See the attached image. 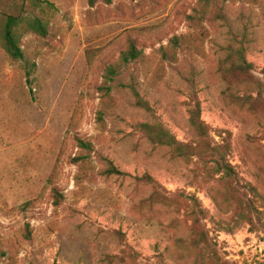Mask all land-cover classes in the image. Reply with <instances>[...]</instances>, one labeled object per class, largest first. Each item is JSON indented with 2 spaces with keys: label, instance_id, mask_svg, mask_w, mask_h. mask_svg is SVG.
Here are the masks:
<instances>
[{
  "label": "rangeland",
  "instance_id": "1",
  "mask_svg": "<svg viewBox=\"0 0 264 264\" xmlns=\"http://www.w3.org/2000/svg\"><path fill=\"white\" fill-rule=\"evenodd\" d=\"M39 1L4 0L47 34L23 22L22 58L0 48V264H264V0L216 1L202 28L187 19L197 0ZM190 35L199 50L181 47L175 62L161 61L171 38ZM130 43L142 59L110 85L105 106L104 70ZM240 48L248 74L225 81L219 67ZM244 96L258 100L254 111L241 107ZM195 104L213 143L229 139L231 186L138 127L156 122L194 145ZM75 138L93 147L87 176L70 162ZM109 165L127 177L105 176Z\"/></svg>",
  "mask_w": 264,
  "mask_h": 264
},
{
  "label": "trees",
  "instance_id": "2",
  "mask_svg": "<svg viewBox=\"0 0 264 264\" xmlns=\"http://www.w3.org/2000/svg\"><path fill=\"white\" fill-rule=\"evenodd\" d=\"M102 1L108 4L109 0H88L89 6H94L97 2ZM216 1L236 3L238 0H197V8L194 10V14L187 17L188 21L192 24L197 25L198 28H202L201 23L203 22L208 7ZM41 2L39 0H31V5L35 8ZM4 0H0V48L11 60H20L22 58V50L19 46V36L17 34L18 27L24 22L26 28L34 34L45 37L47 34L46 24L36 17L20 18L14 16L12 13H8L4 7ZM190 36H179L171 38L166 47L159 49L162 62H175L177 60V53L181 47L193 50L200 49V41H193ZM197 52V51H195ZM142 53L136 48L134 43H130L126 51L120 54L119 59L112 65L105 68L103 74V83L99 87L101 92V102L103 105L109 104L111 98V86L115 80L122 75L124 71L129 67L130 64L138 62L142 59ZM249 66L243 58L241 48L235 51H230L224 61L219 67L221 77L225 81L231 79H242L248 74ZM246 83L247 80H244ZM248 83V82H247ZM130 93L134 97L135 106L145 112L150 111L149 105L144 102L133 86L129 87ZM239 100V99H238ZM241 107L246 108L248 111H254L256 108L257 101L249 96L241 97L239 100ZM98 120L102 121V113H98ZM189 127L194 132L197 142L194 145H184L177 142L173 135H171L161 124L159 123H141L138 125L140 130L144 133L146 138L154 146L169 150L170 154L175 158H183L187 162H191L196 159V164L200 165L203 169V176H206L207 180H213L216 176H219V180L223 181L228 186H231L234 173L232 168L226 162V154L229 151L230 143L229 139H222L221 144L213 143L209 136V128L200 120L199 106L195 104L189 110ZM230 134L227 133V137ZM75 146L79 150L78 155L71 159V164L76 165L79 169H85L84 176H87L91 170L90 167V154L92 152V145L89 141H85L80 138H75ZM107 177H127L126 174L118 171L113 166L109 165L108 168L103 172ZM146 180L150 181V177L144 176ZM54 206L59 205L61 197L59 194H54ZM242 201L243 197L241 196ZM248 210L253 209L252 203L245 200ZM250 205V209H249ZM243 205L241 209L243 210ZM244 214V215H243ZM243 218H247L252 224V216L249 212L242 213ZM192 227L195 229L200 228L198 221L193 222ZM196 246L201 251L208 246V241L205 235L202 233L199 241H196ZM201 261L204 257L200 258Z\"/></svg>",
  "mask_w": 264,
  "mask_h": 264
}]
</instances>
